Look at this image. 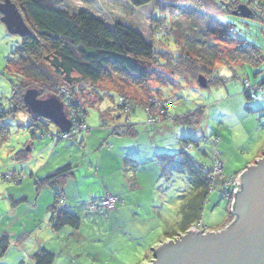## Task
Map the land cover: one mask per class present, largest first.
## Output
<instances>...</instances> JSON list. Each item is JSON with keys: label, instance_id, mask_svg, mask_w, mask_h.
Listing matches in <instances>:
<instances>
[{"label": "trees", "instance_id": "1", "mask_svg": "<svg viewBox=\"0 0 264 264\" xmlns=\"http://www.w3.org/2000/svg\"><path fill=\"white\" fill-rule=\"evenodd\" d=\"M12 1L20 9L32 32L30 35L21 37L15 50L17 60H9L5 70L2 71V74L7 75L11 82V96L7 97L8 108H3L4 102L0 98L1 142H5L11 135L12 120L23 113L27 114V118L22 120L20 117V119L18 118L21 120L19 122L28 121L27 127L32 136L39 139L37 143L41 142L43 138L56 141H77L78 135L82 133H72L68 138H61L63 132L59 128L55 126L54 131L50 127L49 121L33 116L24 101V93L29 87H37L42 95L59 94L64 101L68 102L70 93L77 96L80 94L83 83L97 85L104 78L114 74L128 79L130 82L145 85L152 78L163 77L162 71L170 69L174 75L191 74L198 83L199 76L204 75L207 80L206 87H208L211 84H221L227 79L226 76L217 73L216 64L259 66L264 63V49L262 47L239 40L233 33V24L219 20V17L222 16H232L242 21L256 19L263 23L262 31L264 32V0H123L130 6L132 15L137 10L151 7L152 10L148 14L151 39L143 33L135 22L133 24L137 27L129 24L126 19L111 23L89 6L80 5L78 8H69L64 5V0ZM90 1L92 0H85L89 3ZM253 1H256L258 5L257 10L251 9L248 5ZM244 4L248 5L252 12L249 16L242 13L241 6ZM169 12L178 17L189 16L201 19L205 23L204 26L199 23V29L190 24L193 33H188L182 29L181 22H179V30L189 38V53L180 55L184 49L182 48L176 50L181 51V53L175 54L171 47L159 50L156 45L157 38L163 40L162 35L167 34L170 30H175L168 22ZM198 30L203 31L202 35L199 34ZM205 33L208 34L209 38L204 35ZM194 45L197 46L194 47ZM171 82L167 80L166 83ZM244 84L246 85L244 92L250 96L249 81L245 80ZM63 90L66 91L63 92ZM159 90L162 92L160 86ZM174 97L177 99L176 96ZM180 97L179 95L178 98ZM102 98L101 95L98 102L92 103L90 106L98 105ZM176 99L171 96L167 99L166 97L164 99L151 98L149 104L146 105L147 102L144 104L136 103L126 95L119 93L117 104L125 113V119L128 122L114 126L112 132L120 135L130 133L133 125L130 122V117L135 107L139 105L147 114L146 123L148 125L156 126L166 120L176 124L194 125L195 119H199V115L190 111L183 114L172 111ZM72 103L75 106L69 105V110L72 112L74 109L79 117V123H85L89 127L87 106L79 108L75 102ZM150 118H154V120H150ZM124 126L125 128H123ZM211 136L219 137L216 141L210 139L215 145L220 140V136L216 134ZM210 137H207V140ZM182 141L185 146L190 143L192 148L194 147L190 139H183ZM33 142L35 141L32 140ZM215 149L218 150L214 146L213 153ZM18 155L20 156V153L16 154V158ZM219 155L221 157V152ZM166 156L164 154L163 158ZM173 157H176L172 162L174 172L186 174L189 181L187 190H182L180 194L183 202L177 211L176 227H171V230H178L183 234L202 218L208 194L213 189L212 186L215 181L212 175L213 170L206 168L205 163L191 155L186 148L180 155H171V158ZM75 167L74 163H67L56 168L37 183L40 186L48 185L57 189L65 178L72 175ZM238 174L240 171L233 176ZM19 177L21 180V175ZM60 190H56V201L50 207V222L55 230L60 231L65 226L74 229L79 228L83 220L81 213L108 211L102 206L97 210H92L91 204L97 201L88 203L85 208L83 206L82 210L71 209L67 207V204L60 207L58 200L60 195H64ZM222 191L227 197L228 191L225 192L224 187ZM229 202H231L230 199ZM233 216L234 214L228 209L224 226L233 219ZM10 244V236L1 234L0 259L5 255ZM152 250L154 249L152 248ZM55 257V252L45 247L33 254L35 264H54Z\"/></svg>", "mask_w": 264, "mask_h": 264}, {"label": "rangeland", "instance_id": "2", "mask_svg": "<svg viewBox=\"0 0 264 264\" xmlns=\"http://www.w3.org/2000/svg\"><path fill=\"white\" fill-rule=\"evenodd\" d=\"M64 5L69 8H78L80 5L89 6L93 11L111 23L126 19L129 24L137 27L133 24L135 22L143 33L151 39L148 27V14L152 10L151 7L137 10L132 15L130 6L123 0H92L90 3L85 2V0H64ZM244 5L248 7V5ZM168 16V22L175 30H170L167 34L162 35L163 40H158L157 38L156 45L158 49L164 50L171 47L173 53L179 54L181 51L176 50L184 48L180 55L189 53V38L179 30V22H181L182 29L188 33H193L190 24L199 29V23L203 26L205 23L201 19L189 16L178 17L170 12ZM219 20L233 24V33L239 40L246 41L251 45L255 44L264 49L262 22L256 19L242 21L232 16H222L219 17ZM167 27L169 28V26ZM198 32L200 35L203 33L202 30H198ZM204 35L208 37L207 33ZM20 40L21 37L11 34L0 20V98L4 102L3 108L9 107L7 97L11 96V82L7 75L4 76L2 74V71L5 70V66L9 60H17L15 50ZM196 46L194 45V47ZM225 54L228 56L226 52ZM13 66L15 65L13 64ZM216 68H218L216 69L217 73L226 76L227 79L221 84H211L208 87H201L191 74L181 73L174 75L170 69L162 71L164 78H152L145 85L137 84L133 81L130 82L128 79L114 74L104 78L97 85L83 83L82 90L79 92L80 94L77 96L70 93L68 101V104L72 106H75L72 103L75 102L79 108L87 106L89 127L85 129V133H89L90 127L92 131L96 130L102 122L108 124L121 120L117 116L120 113L117 104L119 93L126 95L129 99L136 101V103L144 104L147 102L146 105L149 104L151 98L164 99L166 97L167 99L171 96L173 99H176L174 97L176 96L177 99L172 108L173 112L183 114L190 111L194 112L195 115H199L200 117L199 119H195L196 123L194 125L175 123L174 126L176 125V128L172 131L173 134L169 132L165 138L158 137L157 141L168 142L171 140L173 142L174 140H178L177 145L180 150L181 143H183L182 140L190 139L194 147L188 150V152L198 160L204 162L206 168L213 171L215 167L214 146L221 152V157L219 158L224 163V168L220 174L214 176L213 189L208 194L202 215V219H205V222L208 219V215L219 222L216 225L206 222L207 224H205L210 229L221 227L226 221L228 209L230 210L231 202H229V199L222 191L227 181L231 176L239 172L241 168H248L264 156V63L259 66L250 64H236L232 66L216 64ZM167 80L172 82L166 83ZM245 80L249 81L250 87L248 85L247 87L251 90L250 96L244 92L246 86L244 84ZM258 85L259 87H257ZM159 86L162 88V92L159 90ZM101 95L103 96L101 102L98 105L90 106L92 103L98 102ZM179 95L181 96L180 98H178ZM69 107L68 105L67 109ZM134 111L133 116H136V112H139L138 114L144 112L140 105L135 107ZM20 117L22 118L21 114H19L18 118L20 119ZM18 118L16 117L11 122L12 133L9 138L5 142L0 141V214L6 210V200L1 199L2 193L7 192L4 185L19 186L18 181H15L14 178L13 180H7L3 177V174L12 170L15 164L20 161V159L15 160L18 151L27 152L32 140L35 141L33 143L36 145L39 140L32 136L27 127L28 121L19 122L21 120ZM139 124L146 125L144 118ZM50 127L53 130L56 129L53 124H50ZM95 132L97 133V131H94L92 134ZM85 133L82 132L81 135L83 136ZM176 133L178 137H176ZM213 134L220 136V140L215 145L210 141V138L207 140V137ZM138 139L145 141L144 136ZM148 140L151 141L149 137ZM61 142L65 143L66 140H62ZM174 143H172L171 148H174ZM14 146H18V148L14 150ZM184 147L186 148L185 145ZM184 147L182 148L184 149ZM177 149H172L171 152H175ZM36 150L37 154H39L37 148ZM14 175V177L19 176L17 174ZM155 180L153 182V186L156 188L154 195L157 197L155 210H162L166 217H169L168 219L171 223H174L178 219L177 211L180 205L177 204L180 198L178 195L182 193V190H187L189 186L187 176L179 172H172L169 177L164 175L163 177H156ZM164 200L169 206L163 205ZM26 205L29 211V204L26 203ZM9 208L7 206V209ZM155 210L153 207L152 212H145V209L141 214L144 218L147 216V218H150L145 227H143L145 221H139L140 225L127 222L126 226L128 230L119 221H113V218L111 220L109 218L110 214L106 210L99 212L92 211L88 214L81 213L82 218L87 220L83 222L81 230L74 228H71L73 229L72 231L63 230L58 233L56 238L46 239L48 247L54 250L56 254L54 264L148 263L150 258L146 257V255L151 252V248L158 246H156L158 241H155L154 245H151L152 242L160 236L162 239L167 237L163 225H156L152 229L154 219L158 216ZM205 214L208 215L205 216ZM10 220L7 219L6 214L1 215L0 225H4L6 228L7 226L11 227L13 223ZM164 221L163 224L165 226L166 223ZM32 225V223H28L27 228ZM40 225L39 223L36 231L43 229ZM30 231H23L22 236L16 234L14 239L29 238V235L32 233ZM36 235L32 234L30 239H36ZM165 240L167 241V238ZM13 247L14 245L11 246V249ZM24 257L25 259H23ZM24 257L22 258L23 261L20 259L16 263L21 264V262H25V264H29L30 261L26 260L28 255ZM1 262L2 264L7 263L4 260H0V264Z\"/></svg>", "mask_w": 264, "mask_h": 264}, {"label": "crops", "instance_id": "3", "mask_svg": "<svg viewBox=\"0 0 264 264\" xmlns=\"http://www.w3.org/2000/svg\"><path fill=\"white\" fill-rule=\"evenodd\" d=\"M119 111L120 113L117 116L121 118L120 121L117 120L108 124L102 122L93 131L90 127L89 133H85L83 136L81 134L78 135L77 141H66L63 143L50 138H43L37 145L31 143L27 152L18 151L20 156L18 155L15 160L20 159V161L15 164L16 167L14 166V168L16 169V174L21 175L19 186L12 187L5 184L7 192L2 193L1 198L6 200V210L1 212L0 222L1 215L6 214L7 219H11L10 221L13 223L11 227L7 226V228L4 225H0V235L8 234L11 239V244L5 255L0 259L7 262L4 264H20L16 263V261H19L25 255H28L26 260L30 261L29 264H35L33 254L36 251L42 247L52 250L48 247L46 239L56 238L58 233L63 230H73L71 229L72 227L65 226L58 231L51 225L50 207L56 201V190L61 189L60 191L65 196L67 207L75 210H82L83 206L85 208L88 203L99 201L107 194L117 196L116 208L107 212H109L111 220L113 218V221H119L127 230V222L140 225L139 221H145L144 224L142 222L143 227H145L147 221H150V218H147L148 216L144 218L141 214L145 209V212L151 211L153 207L155 210L157 197L154 195L156 188L153 186V182L156 181V177L159 178L164 175L169 177L174 172L172 162H174L176 157L171 158V155H180L183 152L182 147H184V144L181 143V149L179 150L178 140L173 141L175 142L173 144L174 148H171L173 143L171 140L168 142L157 141L158 137L165 138L169 132L172 133L176 125L174 126L175 123L168 120L156 126L148 125L147 123L146 125L139 124L143 118L146 122L147 117L144 110L143 115L136 112V116H133L135 111L132 113L130 122L133 125L130 133L127 132L122 135L113 133L112 128L114 126L128 122L127 119H124L125 113L120 108ZM21 116L22 120L27 118V114L23 113ZM111 124L112 126H109ZM94 131H97V133L92 134ZM141 136L145 137V141L138 139ZM148 137L151 141L148 140ZM176 137H178L177 133ZM17 148L18 146H14V150ZM36 148L39 154H37ZM172 149L177 150L171 152ZM164 154L168 156L165 157L166 160L163 158ZM67 163H74L76 167L72 175L65 178L60 184L59 189H54L48 185L40 186L37 183L41 178ZM244 170L245 168H241L239 171L241 173ZM178 196L180 197V194ZM182 202L183 199L180 197L177 204L181 205ZM26 203L29 204V211ZM163 205H168V203L164 200ZM7 206L10 208L7 209ZM155 212L158 216H154L152 229L156 225H163L167 240L182 234L178 230H171V227H176L175 222L171 223L168 219L169 217H166L162 210H155ZM207 215L205 214V216ZM85 220L83 219L80 227L76 229L81 230ZM163 221L166 223L165 226ZM199 221H202L205 226H207L206 222H211L210 224L213 225L219 223L210 215H208L206 222L202 218ZM199 221H196L193 225ZM28 223L33 225L27 228ZM39 223L43 229L36 231ZM224 224L221 227L211 229L219 230L228 225L224 226ZM27 230H31L30 233L32 232L29 238L14 239L16 234L22 236L23 231ZM32 234H37L36 239H30ZM165 239L160 236L151 245L158 241L156 246H159L166 241ZM12 245H14L13 249H11ZM156 248H153L154 250L151 248V252L146 257L151 259ZM21 264H25V262H21Z\"/></svg>", "mask_w": 264, "mask_h": 264}, {"label": "water", "instance_id": "4", "mask_svg": "<svg viewBox=\"0 0 264 264\" xmlns=\"http://www.w3.org/2000/svg\"><path fill=\"white\" fill-rule=\"evenodd\" d=\"M241 10L246 16L252 13L245 5ZM0 20L11 34L24 37L32 32L12 0H0ZM199 83L207 86L203 75ZM24 101L33 116L70 131L73 121L61 95H42L33 86L25 91ZM240 183L232 224L207 234L190 229L159 245L146 264H264V156L241 172Z\"/></svg>", "mask_w": 264, "mask_h": 264}, {"label": "built area", "instance_id": "5", "mask_svg": "<svg viewBox=\"0 0 264 264\" xmlns=\"http://www.w3.org/2000/svg\"><path fill=\"white\" fill-rule=\"evenodd\" d=\"M248 5H249V7L251 9L257 10V6L258 5H257L256 1H253L251 4H248ZM65 91L66 90H63V92H65ZM65 102H66L67 106L71 105V104H68L67 101H65ZM68 111H70V110L68 109ZM69 114H70V117H71V119L73 121V125H72L70 131L63 132V134L60 136L61 138H68V137L71 136L72 133L73 134H79V133L85 131V129L88 127L87 124H85V123H79V121H78L79 117L77 116V113L75 112L74 109H73L72 112L70 111ZM74 119H75V121H74ZM158 119H160V117H158ZM150 120H154V118H150ZM210 139L212 141H216V140L219 139V137L211 136ZM186 149L187 150L192 149V144H190V143L187 144L186 145ZM214 153H215V160H214L215 167H214V171L212 173L213 176H215L217 174H220L222 172V170H223V167H224V163L219 158L220 155H219L218 150L215 149ZM15 170L16 169L13 168L12 170L5 172L3 174V177L5 179H9V180H13V178H14L15 181H19V179H20L19 176L14 177L15 176L14 174H16ZM240 174H238L236 176H231L230 179L227 181L226 185L224 186V191L225 192L228 191L227 197L231 201L230 211L234 214L233 217H235L234 219H232L228 223V225L232 224L237 219V215L235 213V200H236L237 194L242 189V186H241V183H240ZM58 201H59L58 203H59L60 207L65 206L66 201H65V196L64 195H60ZM116 203H117V197L115 195H113V194H107L101 200L92 203L91 204V209L92 210H97L98 208H100L102 206V207L107 208L108 210H113V209L116 208ZM228 225H226V226H228ZM190 229L193 230L195 233H198V234H207L209 232L217 231V230L210 229L207 226L203 225L202 221H199L198 223L193 225Z\"/></svg>", "mask_w": 264, "mask_h": 264}]
</instances>
